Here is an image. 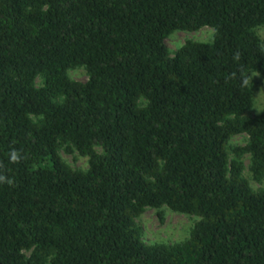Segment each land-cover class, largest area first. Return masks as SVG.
<instances>
[{
	"label": "trees",
	"instance_id": "16d2710c",
	"mask_svg": "<svg viewBox=\"0 0 264 264\" xmlns=\"http://www.w3.org/2000/svg\"><path fill=\"white\" fill-rule=\"evenodd\" d=\"M258 28L264 0H0V264H264ZM163 206L197 219L144 241L136 218Z\"/></svg>",
	"mask_w": 264,
	"mask_h": 264
},
{
	"label": "rangeland",
	"instance_id": "374dc122",
	"mask_svg": "<svg viewBox=\"0 0 264 264\" xmlns=\"http://www.w3.org/2000/svg\"><path fill=\"white\" fill-rule=\"evenodd\" d=\"M210 32L211 28L208 26H202L193 31L176 30L165 37L164 42L169 49L173 50L186 38L207 40L211 37ZM256 32L260 36H264L262 29L258 28ZM69 74L77 80L85 78V72L79 66L69 70ZM245 74L251 88L252 104L243 111V114L252 116L264 111V76L251 69L246 70ZM244 139L245 135L243 133L235 134L230 137L229 144H241L244 142ZM59 154L73 168H84L86 166V157L77 154L75 150L66 152L60 149ZM243 163V172L247 174L246 157L243 158ZM249 182L254 188L264 186V180L253 181L249 179ZM156 211L154 208L146 207L136 218L141 229V237L144 241L171 243L182 240L188 235L189 229L197 219L193 214L174 212L164 206L159 209V214Z\"/></svg>",
	"mask_w": 264,
	"mask_h": 264
},
{
	"label": "clouds",
	"instance_id": "9594fccd",
	"mask_svg": "<svg viewBox=\"0 0 264 264\" xmlns=\"http://www.w3.org/2000/svg\"><path fill=\"white\" fill-rule=\"evenodd\" d=\"M237 58H238V56H237ZM244 83L247 84L248 81L245 80ZM21 159H23V156L18 151H16L15 149H13L10 152V162L18 163ZM0 182L11 183V180H5V177L0 175Z\"/></svg>",
	"mask_w": 264,
	"mask_h": 264
}]
</instances>
